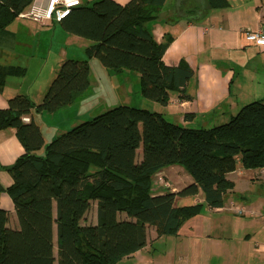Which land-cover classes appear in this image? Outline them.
Wrapping results in <instances>:
<instances>
[{"label": "trees", "instance_id": "16d2710c", "mask_svg": "<svg viewBox=\"0 0 264 264\" xmlns=\"http://www.w3.org/2000/svg\"><path fill=\"white\" fill-rule=\"evenodd\" d=\"M166 1L93 0L72 7L59 23L93 42L86 49L89 59L116 73L138 72L143 96L166 106L171 92L184 88L194 73L185 63L166 65L171 39L157 43L148 29ZM33 2L0 0V31ZM24 71L1 68L0 91L8 76ZM90 85L89 60L67 59L41 103L21 94L0 109V130L15 128L25 149L5 168L12 184L0 186L13 200L20 225L9 228L8 212L0 206V264H115L147 245L150 227L159 236L175 235L200 212L201 204L177 205L178 197L201 190L208 206L221 207L234 188L227 174L238 163L264 168V100L244 106L226 124L199 129L122 105L59 130L46 142L36 116L69 108ZM172 165L182 166L194 182L156 194L154 176ZM94 202L97 223H87Z\"/></svg>", "mask_w": 264, "mask_h": 264}, {"label": "crops", "instance_id": "0c3cea01", "mask_svg": "<svg viewBox=\"0 0 264 264\" xmlns=\"http://www.w3.org/2000/svg\"><path fill=\"white\" fill-rule=\"evenodd\" d=\"M80 1L84 4L93 0ZM115 1L125 5L130 0ZM147 26L157 43L164 42L166 36L171 39L163 56L166 65L185 63L194 71L184 88L171 92L168 105L140 101L151 111L187 128H212L228 123L244 106L264 100V47L249 43L243 34L244 30H264V0H167L159 18ZM57 40L60 45L56 49ZM92 44L67 33L56 20L43 24L16 17L0 31V69L16 66L25 71L23 75L6 78L0 91V109L7 108L9 100L21 94L41 103L54 73L70 55L65 45L86 53ZM79 55L72 57L85 60ZM55 56V71L53 65L51 75L47 74ZM95 59L92 57L89 62ZM82 97L69 108L76 107ZM61 114L56 118L55 135L75 125L73 120L66 123L64 117L59 119ZM45 116L36 118L48 142L55 135L48 128L43 130ZM24 152L15 128L0 130L2 188L13 182L5 168L14 165ZM157 174L170 182L171 189L154 183L156 194L179 192L194 182L179 165L168 166ZM227 178L234 188L225 195L221 207L208 206L201 190L196 196L178 197L177 205L201 204L200 212L186 220L175 235L159 236L156 228L150 227L147 245L115 264H264V168L246 169L238 163ZM0 206L8 212V227L19 229L14 202L3 190ZM92 207L95 224L97 203H92Z\"/></svg>", "mask_w": 264, "mask_h": 264}, {"label": "rangeland", "instance_id": "374dc122", "mask_svg": "<svg viewBox=\"0 0 264 264\" xmlns=\"http://www.w3.org/2000/svg\"><path fill=\"white\" fill-rule=\"evenodd\" d=\"M59 41H56V49L59 47ZM66 53H69L70 58H74L72 56H77L80 54L83 59L90 60L86 53L77 50L73 45H70L68 48L65 45ZM55 53V52H54ZM79 55V56H80ZM54 56V55H53ZM69 57L67 59H69ZM57 57H52V68H50V73L53 69L55 71V65L58 62ZM66 59V60H67ZM75 59V58H74ZM78 59V58H76ZM63 60L62 62H64ZM61 62V63H62ZM90 65V81L91 85L86 93L83 94L81 98L82 101L79 102L76 107L62 109L63 111H59L57 114H46L45 119L42 120L43 130H51V135H55V124L58 120H56L57 116L62 112V114L58 117L62 119L63 117L66 119V123L74 121L73 123L79 124L81 122L93 119L94 117L119 106L122 105H134L135 107L139 108H147L151 111L150 106L146 104H140L141 100H145L148 104H152L153 101L149 99H145V97L141 93V86H140V76L139 73L136 71L127 70L132 72L130 74L136 75H125L123 72L116 73L107 68H105L99 59L91 60L89 62ZM61 66V64H60ZM60 68V67H59ZM59 71V69H58ZM57 71V73H58ZM57 73H54L53 79L56 77ZM137 76V77H136ZM133 99L132 103L126 102L127 100ZM75 104V103H74ZM159 106V105H158ZM145 108V109H146ZM77 112V113H76ZM167 118V117H166ZM169 121L176 123L175 120L167 118ZM72 125V124H71ZM69 125V127H71ZM68 127V126H67ZM48 132V131H47ZM52 137V136H51ZM51 139V138H50ZM96 213L94 211V207L89 211L87 215V223H92Z\"/></svg>", "mask_w": 264, "mask_h": 264}, {"label": "built area", "instance_id": "2783aa9c", "mask_svg": "<svg viewBox=\"0 0 264 264\" xmlns=\"http://www.w3.org/2000/svg\"><path fill=\"white\" fill-rule=\"evenodd\" d=\"M81 4L80 0H35L27 10L19 14L20 18L31 19L45 24L49 21H61L69 10ZM246 41L257 46L264 47V30H244ZM24 121H30V118L24 117ZM154 183L160 184L165 189H171V184L161 174L154 177Z\"/></svg>", "mask_w": 264, "mask_h": 264}]
</instances>
